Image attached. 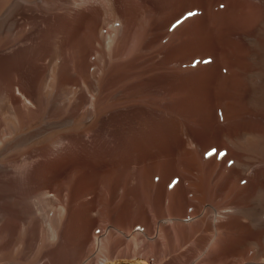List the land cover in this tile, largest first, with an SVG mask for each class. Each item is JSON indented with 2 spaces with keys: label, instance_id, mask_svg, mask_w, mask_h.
Here are the masks:
<instances>
[{
  "label": "bare ground",
  "instance_id": "obj_1",
  "mask_svg": "<svg viewBox=\"0 0 264 264\" xmlns=\"http://www.w3.org/2000/svg\"><path fill=\"white\" fill-rule=\"evenodd\" d=\"M34 2L33 5L28 3V0H0V34L6 29L9 31L4 40L3 37L0 38L3 40L0 50H7L0 53V118L6 115L4 111L7 109L20 126L25 121L31 122L30 120L38 124L34 119L48 108L45 107L41 112L42 97L51 98L47 95H55L56 112L60 111L63 117L60 114L61 120L54 123L46 122L45 129L34 133L36 136H28L26 147L25 143L23 148L10 143L8 137L13 138L10 136L4 135L1 139L0 246L7 250L15 247V256L9 259L11 263L13 258V264H105L110 260L109 252L117 254L121 253L119 249L123 252L130 248L128 244L115 243L117 238L129 239L141 234L151 241H157L162 236V224L153 227L155 228L153 236L150 235V230L154 233L152 227H146L145 230L136 228L134 232H127L120 230L119 227L106 226L107 228L94 236L87 251L83 250V246L80 249L78 246L70 247L67 240L75 234L73 232L80 231L79 228L83 227L84 218L82 219L80 214L85 211L84 208L88 209L90 200L97 194H104L106 198L100 200L99 195L97 200L103 212L109 209L116 212L120 208L125 213L133 212L130 197L134 192L136 179L156 174L159 165L162 167L165 164V171L172 167L163 159L169 130L177 131V148L183 150L186 159L197 160L203 151V144L199 138L202 135L195 134L181 118L184 103L189 95H194V88L197 85L196 41L201 35L198 36L199 0H34ZM155 14L159 16L158 21L153 20ZM37 21L42 22L40 29L22 34L21 29L28 30L30 29L28 27ZM190 29L191 39L185 43L186 33ZM45 32L47 39L43 37ZM6 35L7 33L0 37ZM23 55L24 61L20 60ZM223 68L218 71L215 83L219 90V98L215 99L217 105L225 95L224 89L228 84L224 81L226 75ZM186 69L188 75L185 74ZM254 72L256 73V70ZM186 76H189L188 84L185 82ZM164 78L167 81L160 84ZM154 85L158 87L153 89ZM186 94L188 96L184 98ZM169 97L171 104L167 102ZM140 105L154 107L153 120L155 119L156 126L154 131L148 122L152 112H148L149 117L148 113H145L144 118L142 115L141 117L136 115ZM196 113L193 114L196 116ZM229 115H232L231 119L225 126L217 124L214 145L219 149L223 147L224 137H262L264 133L262 115L253 116L251 113L246 115L238 108ZM38 119L42 120L41 117ZM6 120L8 121V118ZM11 121L14 122L12 119ZM12 126L19 128L16 125ZM31 127L32 125L29 128ZM6 130L7 128L5 132ZM10 130L7 132L12 136ZM22 137L20 140H23ZM20 142L22 144L23 141ZM231 158L232 155L227 153L223 160L226 163ZM138 163H154L152 165L154 168L150 172L143 170L145 173L141 172V175L136 171ZM82 167L84 169L81 170ZM256 167L232 169L231 174L238 178V182L244 184L248 181L246 187H241L238 195L245 192L251 182H257L259 177L264 176V169ZM247 171L250 172L249 175ZM172 173L173 170L170 175ZM56 194L62 199L58 202L55 223L50 220L51 217L49 219V237L53 243L43 245L42 258L26 261L34 248L32 240L35 239L38 228L37 211L43 209L50 197ZM91 194L93 196L89 197ZM121 196L126 198L124 203H120V207L111 206L109 199L116 201L115 199ZM86 197L89 198L86 200ZM182 199L183 193L178 195L177 201ZM85 212H82L83 216ZM240 212L238 207H227L214 212L212 219L205 216L207 213L202 214L213 232V235L207 238L209 243L204 251L206 259L209 257L212 259L210 264H223L227 254H238L247 246L254 250V257L258 258L263 254L258 249L259 243H262L257 240L264 239V225L252 217L249 223H244L243 226ZM121 213L123 214L122 211ZM118 219L121 222L120 226L128 225L127 214L125 217L120 215ZM173 220L174 218L167 217L163 223H173L175 222ZM232 226L239 228L242 235L234 237L230 234ZM28 229L30 230L28 237H23L16 243L17 233ZM148 247L144 245L141 249L134 244L132 255L134 257L147 255ZM83 251L90 252L93 257L83 260L85 255ZM68 253L72 256L70 261L67 258ZM8 255L10 256V253ZM190 258L186 257L188 264H204ZM243 259L240 264H264V259L252 261Z\"/></svg>",
  "mask_w": 264,
  "mask_h": 264
},
{
  "label": "rangeland",
  "instance_id": "obj_2",
  "mask_svg": "<svg viewBox=\"0 0 264 264\" xmlns=\"http://www.w3.org/2000/svg\"><path fill=\"white\" fill-rule=\"evenodd\" d=\"M28 3L33 4L35 2L34 0H28ZM156 15L157 14H155L153 18L154 21H158L159 16ZM198 15L200 18L198 21V36L200 34L201 35L196 41L198 50L197 85L194 88V95H189V98H187L186 102L184 103L181 118L195 134L202 135L199 138L203 144V151L200 152V156L197 158V160L191 161L188 158L186 159V155L183 150L177 148V131L169 130L166 136V150L163 159L166 160L167 163L171 164L172 167L168 168L167 171H165V164L162 165V167L159 165V168H156V174L154 173L149 177L141 176L140 178L136 179L134 183L136 188L134 187V192L131 195L132 197H130L132 201L133 212L125 213V211H123L121 208L120 209L123 214L125 213L124 215L121 213L120 209L116 210V212H112L113 210L111 209H109L107 212H103L98 206L97 200L99 195L101 197L100 200L106 198L104 194H97L95 198L90 200L89 205H87L88 209L84 208L85 211H88H82L85 212L84 216V213L81 212L80 214L82 219L84 218L83 227L79 228L80 231L73 232L75 233L74 235L72 233L74 238L72 236L70 237L71 239L67 240V242L70 243V247L78 246V248L80 249L83 246V250L87 251L88 246L93 240L94 236H96L97 233H100L107 227H119L120 230L127 232H134V229L136 228H142L145 230L146 227H152L154 233H152V231L150 230V235L153 236L155 235V228L153 227H155L156 224H162V236L161 239L157 241H151V239H147L141 234H138L135 237H130L129 239H126L124 237L117 238L114 241L115 243L120 245L128 244L131 249L126 248L123 252L119 249L121 253L117 254L109 252L111 256L109 258L110 260H108V262H106L105 264H188L186 257H191L192 260L195 261H202V263L204 264H210L209 262H211L212 259H210V257L206 259V257L204 256V251L207 244L209 243V239L207 238H210V235H213V232H211L212 230L209 229L210 225L208 221L205 222L202 214L207 213L205 214V216H209L211 218H208L212 219L214 212H218L223 208L226 209L227 207L240 208V215L242 217L241 224L243 223V226L244 223L248 224L250 218L252 217H255L256 220L258 219L260 221L259 223L261 225H264V176L259 177L260 179L258 178L257 180L259 181L256 180L257 182H254V180L253 182L255 184L251 182L252 184L250 183L251 186L249 185L247 187V191L245 190V192L238 195L242 188L246 187L248 181L242 184V182L237 181L238 178H236V176L231 174L233 168L244 167L246 169L248 167L252 169L257 166V169H264V133L262 137H224L222 139V149H219L214 145L217 124L219 126H225V124L228 123L229 119H231L232 116L229 115V113L232 114V111L235 108L240 109L241 113L246 115L249 113H251L253 116L262 115L264 119V0H199ZM205 16L206 18H204ZM37 22L34 23L33 26H29L28 28L30 29L28 30L21 29L22 34L25 35L40 29L42 27V22ZM5 33H7L6 36L0 37H3V40L9 35V31H7L6 29L0 34L5 35ZM187 33H189V35ZM187 33L185 36V43L189 42L191 39V29ZM187 36L188 38H186ZM43 37L47 39V32L44 33ZM2 39H0V44L3 41ZM3 51L6 52L7 50L2 49L0 50V53H4ZM3 55L4 54H2V58H4ZM20 58H22L20 60H25L24 55ZM207 65H209L210 67ZM220 68H223L222 70L226 75L224 81L228 84L224 89V91H227V95L225 91V95L221 99L223 102L220 100L219 105H217L216 100H218L217 98H219V90L215 86V83L217 81V73ZM253 70H256V73ZM213 73H216V75H214ZM185 74L188 75L187 69L185 71ZM187 77L189 76H186L185 78L186 84H188L189 82L187 80ZM166 81L167 79L165 78L161 79L160 84H163ZM157 87L158 86L154 85V88H152L156 89ZM254 90L257 91L255 92ZM259 94L260 96H258ZM49 96L51 98L47 99L46 96L42 97L41 112L44 111L45 107L48 108H45L46 110L40 113L39 116L34 119L38 121V124L35 121L34 124L32 122L33 120H30L31 122L25 121L24 123H22V126H20V124L18 125L15 117L14 119L13 117H11L14 115L10 111L8 112V110L5 109L4 114L8 115H5L6 118H8V121L6 120L4 115L2 116L3 118H0V134L2 135L0 136V142L4 135H6L13 137H8L10 143L17 144L19 145L18 147L22 148L25 143L24 147H26L28 146L26 145V143H28V136H36L35 134L45 129L46 122L54 123L61 120V117H63V115L58 110V113L56 112L57 98H55V95H47V97ZM187 96L188 94L184 95V98H186ZM195 98L197 99L195 100ZM49 102L51 103L49 104ZM167 102H169L168 104H171L170 97L167 98ZM140 106H138V109L136 110V115H140V117L142 115V117L144 118L148 112H152V115L150 116L151 118H148V122H150L152 130L154 131L156 128L155 119L153 120V113L155 112L154 107L152 105H150L149 107L146 105ZM205 107L208 108L205 109ZM210 108L212 110H210ZM197 109L199 110V112ZM222 111L225 112L223 113ZM54 113L59 116L56 117L58 119L55 118L56 115ZM193 113H196V116ZM41 114L43 115V117ZM226 114H228V116ZM147 116L149 117V113L147 114ZM40 117L42 119L41 121L40 119H38ZM10 118L14 122H12ZM47 118H49V121L47 120ZM12 125H16L21 128L19 129ZM31 125L32 127L29 128ZM24 126H26L27 128ZM14 127L17 129H15L16 134H14ZM6 128L7 130L5 132ZM21 129H23L22 133H25L26 135L21 133ZM8 130L13 133L12 136L7 132ZM18 136H20V138L24 136L22 137L23 140H20ZM234 138H236L237 141H235L236 139ZM17 139L18 142H16ZM20 141H23L22 144ZM153 141L157 144L155 140ZM233 143L235 145H233ZM198 146L200 145L198 144ZM0 147L2 146L0 145ZM154 149L156 150V147H154ZM227 153L232 155V158L225 163L223 159ZM153 164L154 163H138V165H136V171L139 174H141V172H143L142 174H144L146 171L150 172V170L152 171L154 168V166H152ZM82 169H84V167H82L81 170ZM162 169L164 171H162ZM172 170L173 173L172 175H170V172ZM246 173H248L249 175L250 172L247 171ZM229 190L231 192H229ZM182 193L183 199L180 200L179 203L177 201L178 195H182ZM92 196L93 194H91L89 197ZM57 197L59 198L57 199ZM89 197H86V200ZM61 199V196H57V194L53 195L50 197V200L45 204L43 209L37 211L38 228L35 232V239L32 240L34 248L26 261L42 258L41 250L43 249V245L45 243H53V240L49 237V219L51 217L50 220L55 223V220L57 219L56 212L59 208L58 202ZM125 199V196H121L120 198L115 199L116 201L109 199V203L111 204V206L120 207V203H124L123 201H125ZM172 200L173 204H171ZM126 214L129 217V221H127L128 225H124V227H122L120 226L121 222L118 217L120 218V215L121 217H125ZM167 217H171L172 219L174 218L173 221L175 222L163 223V220ZM238 229L239 228H237L236 226H232L231 233H229L233 234L234 237L237 235H242L241 231ZM78 232H81V234H78ZM29 233V229L25 232L19 231L16 235L15 242H19L23 239V237H28ZM257 241L262 243H259L260 248H258L263 253L260 257H254V250H251V246H247L241 249L238 254H227L223 259V264H240L242 258H244L243 260L246 261H252L254 259H264V239H260ZM222 242L225 241L222 240ZM79 244L81 247H79ZM134 244L141 249L144 245H148L149 247L147 255H138L134 257V255H132L134 253ZM2 248L3 247L0 246V264H8L9 259H11L10 257L15 256L16 249L15 247H12L11 249L8 248V250L7 248ZM86 251L83 252L85 253ZM251 251L253 252V254ZM6 252L8 254L10 253V256L6 254ZM68 254L70 257L67 255V258L70 261L72 259V256L70 255V253ZM90 254V252L85 253V255L83 256V260L93 257V254ZM100 257L102 258L103 256L100 255ZM12 261L11 263H9L13 264Z\"/></svg>",
  "mask_w": 264,
  "mask_h": 264
},
{
  "label": "crops",
  "instance_id": "obj_3",
  "mask_svg": "<svg viewBox=\"0 0 264 264\" xmlns=\"http://www.w3.org/2000/svg\"><path fill=\"white\" fill-rule=\"evenodd\" d=\"M151 264V263H150Z\"/></svg>",
  "mask_w": 264,
  "mask_h": 264
}]
</instances>
